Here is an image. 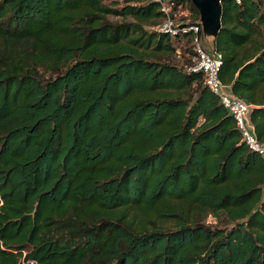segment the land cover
Returning <instances> with one entry per match:
<instances>
[{
    "label": "trees",
    "instance_id": "trees-1",
    "mask_svg": "<svg viewBox=\"0 0 264 264\" xmlns=\"http://www.w3.org/2000/svg\"><path fill=\"white\" fill-rule=\"evenodd\" d=\"M180 4L264 143V0H225L210 42ZM162 18L0 0V264H264V158Z\"/></svg>",
    "mask_w": 264,
    "mask_h": 264
},
{
    "label": "built area",
    "instance_id": "built-area-1",
    "mask_svg": "<svg viewBox=\"0 0 264 264\" xmlns=\"http://www.w3.org/2000/svg\"><path fill=\"white\" fill-rule=\"evenodd\" d=\"M152 1L160 5V10L163 14L161 23L157 28L159 32L171 37L193 33L195 36L193 43L194 57L192 58L191 66L188 67V71L204 75L205 83L210 91L220 99L229 114L235 118L243 141L250 150L264 158V143L258 140L249 119L252 106L235 96L230 86L224 84L220 79V72L223 66L222 56L210 54L206 47L203 46L199 37L201 28L198 25L190 24L188 20L189 13L183 4H180V0ZM22 264H37V262L32 259H24Z\"/></svg>",
    "mask_w": 264,
    "mask_h": 264
},
{
    "label": "water",
    "instance_id": "water-1",
    "mask_svg": "<svg viewBox=\"0 0 264 264\" xmlns=\"http://www.w3.org/2000/svg\"><path fill=\"white\" fill-rule=\"evenodd\" d=\"M200 15V24L207 40L217 37L222 27V3L225 0H190Z\"/></svg>",
    "mask_w": 264,
    "mask_h": 264
},
{
    "label": "rangeland",
    "instance_id": "rangeland-1",
    "mask_svg": "<svg viewBox=\"0 0 264 264\" xmlns=\"http://www.w3.org/2000/svg\"><path fill=\"white\" fill-rule=\"evenodd\" d=\"M113 21H116L117 19L116 18H111ZM205 42H210V40H207L206 38H205ZM203 43V42H202ZM204 44V43H203ZM205 45V44H204ZM203 45V46H204ZM204 47H206V46H204ZM179 54H181V52L179 53ZM179 58H181V57H179Z\"/></svg>",
    "mask_w": 264,
    "mask_h": 264
}]
</instances>
